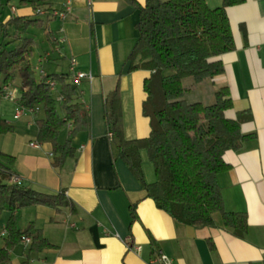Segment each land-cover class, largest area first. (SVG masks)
<instances>
[{
  "label": "crops",
  "instance_id": "crops-1",
  "mask_svg": "<svg viewBox=\"0 0 264 264\" xmlns=\"http://www.w3.org/2000/svg\"><path fill=\"white\" fill-rule=\"evenodd\" d=\"M65 1L53 0V7L61 8ZM206 1L211 8L223 4ZM70 2L65 19L48 18L47 45L36 69L70 76L75 58L76 70L93 74L92 82L84 79L79 86V101L91 117V129L76 137V156L61 169L53 165L51 143L24 141L16 147L4 143L8 136H0V149L16 157L14 176L37 191L64 194L70 202L59 209L32 205L16 212L21 228L33 223L54 245L32 252L31 243L22 241L26 264H149L160 250L173 264H264V0H245L228 8L236 47L221 56L225 72L214 82L208 80L214 96L227 85L233 99L228 116L241 117L243 132L255 134L240 149L225 153L231 168L218 175L225 209L247 215L246 232L226 227L220 213L214 226L179 222L147 196L123 158H114L104 103L118 85L127 140L146 138L151 132L150 118L144 114V84L151 71L132 70L130 59L140 36L141 11L129 0ZM7 8L5 22L35 14L20 0H12ZM14 106L12 100H0V120ZM24 117L32 123L36 116ZM36 142L39 146L32 145ZM141 155L145 179L152 183L154 165L146 150Z\"/></svg>",
  "mask_w": 264,
  "mask_h": 264
},
{
  "label": "trees",
  "instance_id": "trees-1",
  "mask_svg": "<svg viewBox=\"0 0 264 264\" xmlns=\"http://www.w3.org/2000/svg\"><path fill=\"white\" fill-rule=\"evenodd\" d=\"M11 1L0 0V24L10 39L6 46H0V90L2 84H13L17 75L20 77L19 102L43 111L44 116L36 120L38 141L52 144L53 165L61 169L76 156L75 139L91 129V117L80 103L79 87L69 74L36 75L31 59L37 41L32 30L45 29L50 17L24 15L4 22V11ZM129 1L141 11L137 25L140 36L130 59L132 70L151 71L144 84V114L150 118L151 132L146 138L127 140L118 85L104 103L114 158H123L143 183L147 196L179 222L214 226L215 215L220 213L226 227L246 232L247 215L225 209L218 175L231 168L225 153L240 149L255 134L243 132L241 117L228 116L233 99L227 85L216 91L213 103L185 99L195 85L214 82L225 72L221 56L236 47L228 8L245 0H223L217 8H211L206 0H146L144 6ZM20 4L30 5L36 13L38 9L49 11L53 0H20ZM188 78L194 81L190 86L184 82ZM49 79L57 82L56 90ZM66 129L67 138L62 141ZM12 130V125L0 120V133ZM142 150L154 165L156 180L152 183L144 176ZM15 163V156L0 150V218L9 213L7 235L0 244V264H11V251L25 236L31 237L32 252L54 247L33 223L18 226V210L32 205L59 209L70 203L64 194H48L12 182Z\"/></svg>",
  "mask_w": 264,
  "mask_h": 264
},
{
  "label": "rangeland",
  "instance_id": "rangeland-1",
  "mask_svg": "<svg viewBox=\"0 0 264 264\" xmlns=\"http://www.w3.org/2000/svg\"><path fill=\"white\" fill-rule=\"evenodd\" d=\"M8 8L6 7L5 11H4V16H3V21H6V18L8 17ZM36 14V13H35ZM33 14V17H41L44 18L45 20H47L46 17L44 16H40L38 14ZM35 15V16H34ZM56 24H54V22H52V26L54 27ZM32 32H34L35 37H36V41H37V45L33 48V57L31 59L32 65L35 68L36 71V75L37 77H39L40 72L38 69H36L37 64V58L39 56V54L44 50L45 46L47 44H45V30L44 29H36V30H32ZM9 38L4 36L3 30H2V26L0 24V46H6L7 43L9 42ZM185 84L187 86H190L194 83L193 79L188 78L185 81ZM210 81H204L200 84L195 85L194 89L189 91L186 96L185 99L188 102H196V101H201L203 103L206 104H210L213 103L215 101V96L214 94H212V90L213 87L211 85H209ZM14 87H20V77L17 75L15 82L13 83ZM20 91V90H19ZM20 94V92H19ZM13 108V107H12ZM8 109L5 113L4 116H2V120H5L6 122H10L11 125L13 126V130L6 132V133H0V136H2V138H4V136H8L6 137L4 143L10 141L11 144H13L14 146H20L21 143V147L23 146L24 141L27 142V144H30V141H38V132H39V128H38V124H37V119L38 118H42L44 116L43 111H41L38 116L35 117V115H32L33 117H35L33 120L34 122L30 123L28 122V119H26V117H22L20 119H15L14 117V113H15V106L12 109ZM69 129H66L62 132L61 135V139L64 140V138L66 137V135L68 134ZM14 135H15V139H14ZM13 136V139H11V137ZM1 151L4 152L3 149H0ZM27 208V207H25ZM22 208L20 209L21 212H24ZM21 215V214H20ZM9 218V213H4L3 216L0 218V228L1 226L5 223L7 219ZM21 221V216L18 217L17 216V224H20ZM18 224V226H19ZM20 227V226H19ZM21 228V227H20ZM1 230V229H0ZM4 239H2L0 241V244L4 243ZM24 246L21 244L16 245L12 251H11V264H26L27 258L23 257L24 254Z\"/></svg>",
  "mask_w": 264,
  "mask_h": 264
},
{
  "label": "built area",
  "instance_id": "built-area-1",
  "mask_svg": "<svg viewBox=\"0 0 264 264\" xmlns=\"http://www.w3.org/2000/svg\"><path fill=\"white\" fill-rule=\"evenodd\" d=\"M12 10L16 11V6H12ZM71 11V2L70 0H66L61 8L51 7L49 11H46L44 9H38L36 13L38 15H47L50 18H61L65 19L69 12ZM61 41H64V38L60 39ZM59 41V40H58ZM77 64V61L75 58H72L71 60V67H70V76L72 79V82L76 86H80L84 79H88L91 82L93 81L94 77L92 73H87L83 71H78L75 69ZM40 74H46L47 72L42 67H37ZM48 83L50 86L56 90L57 82L55 80L49 79ZM19 89L17 87H14L13 84H2L1 90H0V100H12L15 103V119H20L25 115H37L40 112L39 106H28L25 104H22L19 102ZM61 99V97H60ZM110 136H112V133H109ZM34 146H39V143H32ZM53 155V154H52ZM12 182L17 184H23L24 182L16 176H13ZM7 235V231L5 229V226L3 230L0 232V241ZM25 243H31V237L25 236L22 240ZM129 246V244H128ZM137 250H140L141 246L135 247ZM155 262H159L161 264H173L171 258L162 250H160L154 258L150 261L149 264H154Z\"/></svg>",
  "mask_w": 264,
  "mask_h": 264
},
{
  "label": "water",
  "instance_id": "water-1",
  "mask_svg": "<svg viewBox=\"0 0 264 264\" xmlns=\"http://www.w3.org/2000/svg\"><path fill=\"white\" fill-rule=\"evenodd\" d=\"M24 185H25V186H28L29 184H28V182H25Z\"/></svg>",
  "mask_w": 264,
  "mask_h": 264
}]
</instances>
